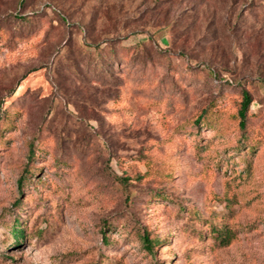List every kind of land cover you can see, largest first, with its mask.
<instances>
[{
    "label": "rangeland",
    "instance_id": "374dc122",
    "mask_svg": "<svg viewBox=\"0 0 264 264\" xmlns=\"http://www.w3.org/2000/svg\"><path fill=\"white\" fill-rule=\"evenodd\" d=\"M0 264H264V0H0Z\"/></svg>",
    "mask_w": 264,
    "mask_h": 264
},
{
    "label": "trees",
    "instance_id": "16d2710c",
    "mask_svg": "<svg viewBox=\"0 0 264 264\" xmlns=\"http://www.w3.org/2000/svg\"><path fill=\"white\" fill-rule=\"evenodd\" d=\"M249 101H250V95H249V92L247 90H243L242 91V99L240 101V107L237 111V114H238V117H239V127L244 129L245 128V122H246V113H247V110H248V104H249ZM203 112H201L199 114V116H197L195 122H199L200 118L203 117ZM28 167H29V164H28ZM28 167L26 168V175L27 177L31 175V172H30V167L28 169ZM29 170V171H28ZM23 176L22 178H20L19 182L20 184L22 183V180H23ZM12 231L15 235H22L24 236V229L19 227V226H13L12 228ZM219 237H221L220 235H218ZM159 240L157 239H152V238H149V236H147L146 234H143L142 235V242L145 246V248L151 252L153 250V246L154 244H157ZM222 241V240H221Z\"/></svg>",
    "mask_w": 264,
    "mask_h": 264
}]
</instances>
